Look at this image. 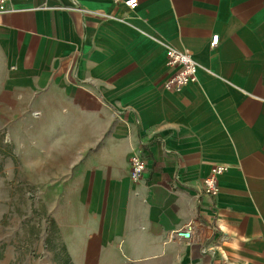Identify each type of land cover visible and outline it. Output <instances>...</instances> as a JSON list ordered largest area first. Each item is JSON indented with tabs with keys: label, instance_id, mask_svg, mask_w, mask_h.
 <instances>
[{
	"label": "crops",
	"instance_id": "0c3cea01",
	"mask_svg": "<svg viewBox=\"0 0 264 264\" xmlns=\"http://www.w3.org/2000/svg\"><path fill=\"white\" fill-rule=\"evenodd\" d=\"M139 3L11 0L0 15V100L95 104L54 207L62 257L264 264V0ZM166 47L193 57L199 84L165 90ZM130 148L146 159L144 181L129 178ZM214 167L226 169L219 193L198 196ZM187 226L190 240L172 238Z\"/></svg>",
	"mask_w": 264,
	"mask_h": 264
},
{
	"label": "rangeland",
	"instance_id": "374dc122",
	"mask_svg": "<svg viewBox=\"0 0 264 264\" xmlns=\"http://www.w3.org/2000/svg\"><path fill=\"white\" fill-rule=\"evenodd\" d=\"M56 95L0 100V264L65 262L54 207L61 190L73 186L66 176L78 143L89 138L84 112L95 104ZM107 118L99 116L100 123Z\"/></svg>",
	"mask_w": 264,
	"mask_h": 264
},
{
	"label": "built area",
	"instance_id": "2783aa9c",
	"mask_svg": "<svg viewBox=\"0 0 264 264\" xmlns=\"http://www.w3.org/2000/svg\"><path fill=\"white\" fill-rule=\"evenodd\" d=\"M113 5H122L128 10H136L140 3L139 0H107ZM13 12L11 0H0V15ZM220 43V36L213 35L210 39L209 49L214 53ZM167 58V67L173 72L170 74L165 83V90L175 91L180 90L188 85L199 84V69L193 57L183 51L176 50L171 47L165 49ZM209 72V71H208ZM128 157V174L133 182L144 181L148 177V164L146 159L139 155L132 148L127 150ZM223 167L212 168L210 175L202 180L199 184V195H206L209 197H216L219 193V178L225 172ZM192 227L187 226L184 229L174 231L172 238L176 240L188 241L191 239Z\"/></svg>",
	"mask_w": 264,
	"mask_h": 264
},
{
	"label": "trees",
	"instance_id": "16d2710c",
	"mask_svg": "<svg viewBox=\"0 0 264 264\" xmlns=\"http://www.w3.org/2000/svg\"><path fill=\"white\" fill-rule=\"evenodd\" d=\"M64 264H66V261L64 262Z\"/></svg>",
	"mask_w": 264,
	"mask_h": 264
}]
</instances>
